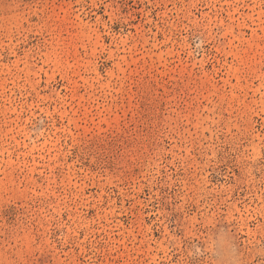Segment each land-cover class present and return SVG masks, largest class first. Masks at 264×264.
Returning <instances> with one entry per match:
<instances>
[{"label":"rangeland","instance_id":"obj_1","mask_svg":"<svg viewBox=\"0 0 264 264\" xmlns=\"http://www.w3.org/2000/svg\"><path fill=\"white\" fill-rule=\"evenodd\" d=\"M0 264H264V0H0Z\"/></svg>","mask_w":264,"mask_h":264}]
</instances>
